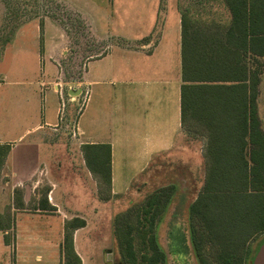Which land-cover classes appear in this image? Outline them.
<instances>
[{
  "label": "crops",
  "instance_id": "crops-1",
  "mask_svg": "<svg viewBox=\"0 0 264 264\" xmlns=\"http://www.w3.org/2000/svg\"><path fill=\"white\" fill-rule=\"evenodd\" d=\"M53 1L67 12L64 24L44 12L39 19L28 15L19 20L20 4L15 2L12 39L0 43V49L11 46L28 61L17 62L21 79L9 83L12 89L0 103L9 102L5 107L13 114L10 122L0 107V145L9 146L0 170V219H7L0 223V233L10 244L9 218L17 212L55 217L62 237L60 264H65L66 224L82 220L84 226L73 230L72 246L80 264H87L74 246L76 236L104 212L113 226L116 210L128 207L129 196L143 201L174 186L168 206L182 202L179 210L186 208L188 216L204 183L207 134L199 127L186 129L192 119L182 115V86L194 84L182 81V23L186 49L195 46L204 52L216 42L228 49L231 16L223 0H131L120 19L104 12L98 23L71 6L74 0ZM32 25L35 36H25ZM83 36L90 37L88 46ZM72 47L73 65L65 66ZM244 54L251 61L240 65L252 70V52ZM256 88L261 124L259 84ZM75 90L80 94H69ZM86 145L109 147L110 184L103 187L107 198L100 199L98 177L86 166ZM179 174L185 182L201 174V185L183 189ZM42 185L38 195L35 190ZM35 194L37 203L29 209Z\"/></svg>",
  "mask_w": 264,
  "mask_h": 264
},
{
  "label": "trees",
  "instance_id": "trees-1",
  "mask_svg": "<svg viewBox=\"0 0 264 264\" xmlns=\"http://www.w3.org/2000/svg\"><path fill=\"white\" fill-rule=\"evenodd\" d=\"M223 1L231 16L225 34L228 49H220L219 42L204 52L195 46L186 49L182 23V81L194 83L182 86V115L184 120L191 117L194 128L207 134L204 183L189 205L188 227L201 264H209L203 255L205 239L215 250L217 264H247L249 240L264 234V134L255 109L264 64V0ZM246 52H252V70L240 65L251 61ZM82 150L87 168L108 188L109 147L86 145ZM8 151V145H0V170ZM174 191V186H168L148 195L133 214V223L125 219L130 207L115 216L113 229L122 264L137 262L133 233L143 246L139 264L166 262L154 227ZM83 226L78 219L66 224L65 264H80L72 233Z\"/></svg>",
  "mask_w": 264,
  "mask_h": 264
},
{
  "label": "rangeland",
  "instance_id": "rangeland-1",
  "mask_svg": "<svg viewBox=\"0 0 264 264\" xmlns=\"http://www.w3.org/2000/svg\"><path fill=\"white\" fill-rule=\"evenodd\" d=\"M15 2H19L20 4L19 14L22 19L20 18L19 20L25 21L28 18V15L29 17H36V19H39V15L41 18L44 12L45 14L60 20L61 23L64 24L63 18L65 14L67 15V12L62 5L55 3L53 0H0V43L3 45H5L9 39H12L15 25L11 24L13 18L12 8H14ZM128 2H131V0H74L73 3L71 2V6L78 7L77 10L83 12L85 16L100 23L104 12H108V15L113 19H120L126 14V12H129L128 9L124 7ZM45 6H47V8ZM36 12H38V14H35ZM68 16L70 15L68 14ZM64 28L65 30L67 29L65 26ZM28 29H26L28 32H26L25 36H35L34 25L30 26ZM83 37L86 40V46H88L90 37ZM73 48L74 47L71 49L72 55L67 58L66 62H64L65 66L73 65V59H71L74 56ZM15 53H17L16 50L11 46L7 49L4 47L0 49V103H2L1 97L4 95L7 99L9 90L12 89L11 87L13 85L10 86L9 83L21 79V75L17 73L16 69L17 62L22 63L23 61L25 62V60L27 61L26 57L15 55ZM29 64L31 70V58H29ZM22 79L25 78L22 76ZM2 82L6 85L1 86ZM258 95L260 110L264 113V64L262 74L260 75ZM5 106H9V102L0 104V107L7 112L6 118L8 121L13 122L11 119L13 115L12 110L10 111L9 108L8 111V108ZM1 117H4L3 111L0 112V118ZM187 121L191 126L185 124L186 129L191 132L194 130V126H192L194 122L192 123L190 120ZM261 127L264 132V118L261 120ZM200 176L201 174L195 177V183L185 182L183 181V177H181V187L183 189L191 188L192 185L199 187L202 180ZM43 191L44 185L35 190L38 195L43 194ZM98 193L100 199L107 198L103 185H100ZM193 195H196V192H194L192 196ZM36 196L37 195L35 194L34 199L32 197L28 202L27 207L29 209H32L36 205ZM129 200L128 207L131 209L127 211L126 209L128 207H125V210L130 212L129 214H126L125 219L129 223H133L132 216L143 201L136 199L134 196H129L126 201ZM15 203L16 200H14V204ZM173 205L174 206H167L165 211L162 212L159 222L154 227V234L157 236L158 244L166 256V262L164 264H201L200 259L195 255L190 240L191 234L188 227L189 221L188 216L186 215L187 210L184 207L179 210L181 206H178L177 201H174ZM125 210H116V213L121 214ZM174 214L176 215L174 216ZM128 215L129 217H127ZM94 219L96 221L94 220L95 222L87 228V230L79 232L76 236L74 246L76 247L77 252L87 264H122L115 232L113 226L108 222L109 217L107 216V213L104 212L99 216H94ZM6 220V217L1 218L0 223L2 224ZM9 220L11 231L8 233L7 237L11 238L10 244L5 243V237L3 238V235L0 233V264H13L14 262L15 264H60V243L62 237L59 220L57 218L50 217L46 219L43 216H31L26 213L17 212L12 214ZM113 221L114 218L112 219V222ZM183 228L184 231H180ZM7 232H9V230ZM12 237H14V240ZM204 241L203 255L205 259L209 264H217L214 259L215 250L211 248L210 243L206 239ZM248 244L250 254L247 264H250L256 251L262 244H264V234L254 236L249 240ZM132 246L135 258L137 259L136 264H139V258L143 252V246L140 243L137 233H133ZM103 254H106V257H104L106 262L103 259ZM108 255L110 256L109 259L107 258Z\"/></svg>",
  "mask_w": 264,
  "mask_h": 264
},
{
  "label": "water",
  "instance_id": "water-1",
  "mask_svg": "<svg viewBox=\"0 0 264 264\" xmlns=\"http://www.w3.org/2000/svg\"><path fill=\"white\" fill-rule=\"evenodd\" d=\"M69 94L77 96L80 94V90H75L73 92H70ZM107 258L109 259L110 256L108 255ZM251 264H264V244H262L257 250Z\"/></svg>",
  "mask_w": 264,
  "mask_h": 264
},
{
  "label": "flooded vegetation",
  "instance_id": "flooded-vegetation-1",
  "mask_svg": "<svg viewBox=\"0 0 264 264\" xmlns=\"http://www.w3.org/2000/svg\"><path fill=\"white\" fill-rule=\"evenodd\" d=\"M256 252H257V251H256ZM255 254H256V253H255ZM255 254H254V256H255ZM254 256H253V258H254ZM252 261H253V260H251L250 264L252 263Z\"/></svg>",
  "mask_w": 264,
  "mask_h": 264
}]
</instances>
